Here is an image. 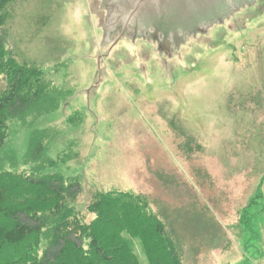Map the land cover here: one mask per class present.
Listing matches in <instances>:
<instances>
[{
	"label": "rangeland",
	"instance_id": "rangeland-1",
	"mask_svg": "<svg viewBox=\"0 0 264 264\" xmlns=\"http://www.w3.org/2000/svg\"><path fill=\"white\" fill-rule=\"evenodd\" d=\"M109 1L11 4L6 50L41 67L50 91L10 122L0 165L78 180L84 222L95 192L142 196L182 264H264V0L169 54L132 32L116 42L121 26L104 37Z\"/></svg>",
	"mask_w": 264,
	"mask_h": 264
},
{
	"label": "trees",
	"instance_id": "trees-1",
	"mask_svg": "<svg viewBox=\"0 0 264 264\" xmlns=\"http://www.w3.org/2000/svg\"><path fill=\"white\" fill-rule=\"evenodd\" d=\"M14 1L0 0L3 33ZM0 81L4 83L0 89L1 150L10 122L41 105L50 82L41 67L6 50L1 34ZM34 149L29 156L39 159L44 149L41 142ZM81 191L76 179L27 175L0 165V264H141L131 240L139 244L146 264H182L173 231L149 210L145 198L128 192H95L87 206L94 218L84 222L73 207ZM261 198L258 190L242 210L241 224H246V217L250 222L247 210Z\"/></svg>",
	"mask_w": 264,
	"mask_h": 264
},
{
	"label": "water",
	"instance_id": "water-1",
	"mask_svg": "<svg viewBox=\"0 0 264 264\" xmlns=\"http://www.w3.org/2000/svg\"><path fill=\"white\" fill-rule=\"evenodd\" d=\"M254 3L255 0H110L104 37L120 25L116 42L126 29H131L153 36L158 47L156 37L173 39L179 47L187 34L204 33L213 24L223 23L234 11Z\"/></svg>",
	"mask_w": 264,
	"mask_h": 264
},
{
	"label": "flooded vegetation",
	"instance_id": "flooded-vegetation-1",
	"mask_svg": "<svg viewBox=\"0 0 264 264\" xmlns=\"http://www.w3.org/2000/svg\"><path fill=\"white\" fill-rule=\"evenodd\" d=\"M130 32H132V37L133 36L134 37L136 36V38H147V39H151V41H153L154 43H156L157 48L159 50H162V53H164V54H166V53L169 54V50L175 49L174 48L175 47V43H174V40L173 39H167V40L165 39V40H163L161 37H156V39H159V41H160V46L158 47V44H157L156 40H154L153 39V36H150L148 33L142 32V31H133L131 29H126L124 35L127 34V33H130Z\"/></svg>",
	"mask_w": 264,
	"mask_h": 264
}]
</instances>
